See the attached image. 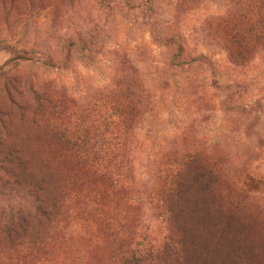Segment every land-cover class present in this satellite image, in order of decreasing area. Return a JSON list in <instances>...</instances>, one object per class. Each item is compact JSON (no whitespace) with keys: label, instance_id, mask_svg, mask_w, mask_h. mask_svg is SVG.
<instances>
[{"label":"rangeland","instance_id":"obj_1","mask_svg":"<svg viewBox=\"0 0 264 264\" xmlns=\"http://www.w3.org/2000/svg\"><path fill=\"white\" fill-rule=\"evenodd\" d=\"M260 3L0 0V151L48 212L0 198V264H264V45L236 64L222 24Z\"/></svg>","mask_w":264,"mask_h":264},{"label":"trees","instance_id":"obj_2","mask_svg":"<svg viewBox=\"0 0 264 264\" xmlns=\"http://www.w3.org/2000/svg\"><path fill=\"white\" fill-rule=\"evenodd\" d=\"M262 3H260V9L258 15L259 18L256 20V22L253 24L252 27L248 26L247 30L244 31L243 22L239 23L231 20L232 24L229 23V20L222 21V24H225V43L230 47V49H227L228 56L235 60L234 62L236 64H240L244 62L252 48V46L257 44L264 45V0H261ZM241 18H245L243 15ZM244 26H247V24H243ZM225 47V46H224ZM226 48V47H225ZM89 50V49H87ZM183 48L181 46H177L176 48V54L174 55L175 60L179 57H182ZM199 63V62H208L206 58L203 56H200L196 58L195 60H192V62L181 64L177 62L175 64V67H182L184 65H189L191 63ZM7 96L10 101V103L13 106H16L17 108H24L27 107L29 103L25 101H18L16 98L14 99L11 97V94L8 89ZM32 95L35 97L36 102V109L39 111L40 107L44 103H48L49 101L46 99V97L39 95L35 92H31ZM34 100V99H33ZM7 114L0 108V147L6 143V132L4 133V128L6 127V120H7ZM107 120H110L109 117H104L101 123L98 125L103 128L102 130H98V132H101V135H99L98 141L95 142L92 146L88 145V142L83 139V141L79 143L81 148L86 149H98L101 148L103 145H105L106 141L108 140V134L109 129L111 127V124L109 122L107 123ZM95 120L90 121V123H94ZM93 127V125H90ZM24 135L26 132H24ZM112 134V133H111ZM27 140V136H25ZM38 139L36 135V140ZM101 140V144H97ZM103 141V142H102ZM77 145V143H76ZM27 162H25L21 157V152L13 146H7L6 148H3L2 151H0V198H6L11 195V193H14L15 190H21L25 192L26 198H30L33 201L34 205V212L41 216H47L48 212L46 211L43 201L41 198V188L42 186L39 183H33L29 181L30 178H28L25 174L29 175L27 171ZM30 176V175H29ZM10 229L7 230L9 232ZM9 234V233H8Z\"/></svg>","mask_w":264,"mask_h":264}]
</instances>
